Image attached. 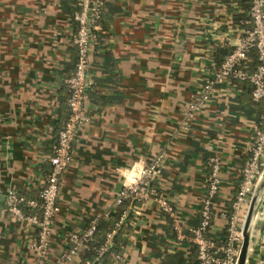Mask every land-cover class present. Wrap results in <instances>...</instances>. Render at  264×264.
<instances>
[{
	"label": "crops",
	"instance_id": "1",
	"mask_svg": "<svg viewBox=\"0 0 264 264\" xmlns=\"http://www.w3.org/2000/svg\"><path fill=\"white\" fill-rule=\"evenodd\" d=\"M243 0H105L99 42L90 55V121L79 128L50 238L55 264L70 238L95 218L111 219L125 177L161 157L152 183L184 224L180 240L154 199L137 201L122 259L114 264H199L190 231L200 225L209 159L221 162L210 237L227 236L223 217L237 196L264 103L234 82L183 129L185 106L212 72L209 51L237 34ZM79 0H0V264H34L36 229L7 208L13 191L39 199L59 131L69 115ZM28 215L36 213L26 210ZM244 220V214L240 215ZM250 254V255H249ZM64 264H79V258ZM247 264H264V192L252 223Z\"/></svg>",
	"mask_w": 264,
	"mask_h": 264
},
{
	"label": "built area",
	"instance_id": "2",
	"mask_svg": "<svg viewBox=\"0 0 264 264\" xmlns=\"http://www.w3.org/2000/svg\"><path fill=\"white\" fill-rule=\"evenodd\" d=\"M250 21H241L242 25H250L247 29L238 30L237 34H226L222 45L232 48L219 69L212 63V72L208 73L202 82L199 94L184 108L186 120L183 129H189L196 115L207 109L219 86L234 81L249 82L252 87V100L264 102V0H250ZM105 0H79L78 9L73 19L76 31L73 45L77 50V60L73 74L67 79L69 89V115L59 131L58 141L54 146L51 161V171L47 176L39 199H30L16 192H9L6 198L10 214L17 220H28L36 229L37 236L31 242L30 248L34 253V264H45L50 256V238L57 215L60 212L59 196L63 176L74 162L73 144L79 128L90 121L87 114L86 101L88 91L92 86L89 78L91 51L99 42L101 30L100 21ZM244 30V31H241ZM256 54L257 66L251 70L249 66L253 54ZM249 157L242 169L241 184L232 205V212L223 217L227 222V236L222 243L206 236L213 221L214 205L221 188V162L219 158L209 159L211 174L206 181V192L202 201L201 223L190 231V242L197 249L199 264H237L242 245L243 220L240 215L249 207L251 197L264 172V114L256 127L254 137L248 148ZM162 173L161 157L153 159L149 164L140 161L136 173L125 177V189L116 200L119 207L127 199L146 201L154 199L160 210L169 216L180 240L186 238L184 224L177 217L175 208L164 197H160L152 183ZM134 205L126 210L114 228L107 234L104 244L97 250L99 255L106 253L113 245L114 237L122 227L129 211H134ZM26 210L37 211L28 215ZM100 218L91 221L83 234L71 236L69 254L55 264H64L66 260L78 258L79 253L94 239ZM115 262L122 259V254L114 255ZM92 264V263H88Z\"/></svg>",
	"mask_w": 264,
	"mask_h": 264
},
{
	"label": "trees",
	"instance_id": "3",
	"mask_svg": "<svg viewBox=\"0 0 264 264\" xmlns=\"http://www.w3.org/2000/svg\"><path fill=\"white\" fill-rule=\"evenodd\" d=\"M250 0H243L240 6V12L237 15L233 16V25L236 27H239L240 29H247L250 27V25H242L241 21L248 22L250 21ZM244 31V30H241ZM232 48L228 46H224L222 44H219L212 48L209 51V58L212 60L213 65L216 67V69H219L223 62L225 61L226 57L232 52ZM249 66L251 70H255L257 66V58L256 54H253L252 60L249 62ZM212 65H211V70H212ZM235 84H237L239 87H241L243 90H246V92L251 95L252 98V90L253 87L249 82H242V81H234ZM254 105H259L260 103L254 102ZM264 103V102H263ZM264 114V112L261 114V116ZM261 116L259 120L257 121V126H259L261 122ZM136 202L131 199H127L123 202L122 205H120L115 214L111 219H102L99 224L97 231L94 235V239L89 242L84 249H82L79 253V264H114L115 263V258L114 255L116 254H121L124 249L128 246L129 244V232H130V227L131 223L133 222V211H129V215L125 219L122 227L119 229L117 234L114 237L113 245L110 247V250L106 253H103L99 255L98 249L104 244L106 240L107 234L114 228V225L116 222L120 220L122 217L123 213L128 210L130 207L135 205ZM29 211V210H28ZM37 212V211H35ZM232 212L231 211H226L227 215L229 216ZM201 223V222H200ZM212 223L210 224L206 236L210 237V230H211ZM227 230V226H226ZM199 262V261H198Z\"/></svg>",
	"mask_w": 264,
	"mask_h": 264
},
{
	"label": "water",
	"instance_id": "4",
	"mask_svg": "<svg viewBox=\"0 0 264 264\" xmlns=\"http://www.w3.org/2000/svg\"><path fill=\"white\" fill-rule=\"evenodd\" d=\"M264 192V172L251 197L249 207L242 226V245L237 264H247L248 251L251 243L252 223L260 197Z\"/></svg>",
	"mask_w": 264,
	"mask_h": 264
},
{
	"label": "rangeland",
	"instance_id": "5",
	"mask_svg": "<svg viewBox=\"0 0 264 264\" xmlns=\"http://www.w3.org/2000/svg\"><path fill=\"white\" fill-rule=\"evenodd\" d=\"M247 210H248V209H246V211L243 212V214H244V219H245V216H246ZM243 222H244V220H243Z\"/></svg>",
	"mask_w": 264,
	"mask_h": 264
},
{
	"label": "bare ground",
	"instance_id": "6",
	"mask_svg": "<svg viewBox=\"0 0 264 264\" xmlns=\"http://www.w3.org/2000/svg\"><path fill=\"white\" fill-rule=\"evenodd\" d=\"M250 255V254H249Z\"/></svg>",
	"mask_w": 264,
	"mask_h": 264
}]
</instances>
